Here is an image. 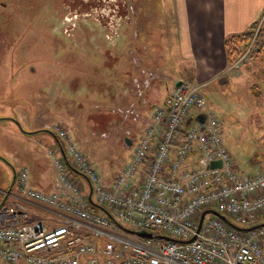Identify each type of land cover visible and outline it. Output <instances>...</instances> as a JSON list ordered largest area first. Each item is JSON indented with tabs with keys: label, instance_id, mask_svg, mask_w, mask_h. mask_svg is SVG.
Segmentation results:
<instances>
[{
	"label": "built area",
	"instance_id": "2783aa9c",
	"mask_svg": "<svg viewBox=\"0 0 264 264\" xmlns=\"http://www.w3.org/2000/svg\"><path fill=\"white\" fill-rule=\"evenodd\" d=\"M260 27L261 19L229 69L238 68L255 50ZM169 94L153 107L133 154L110 181L64 128L51 127L87 188L57 148L47 152L55 172L51 192L31 187L29 170L22 166L17 188L24 205L0 204V264H264V225H259L264 222V170L250 176L237 172L200 84L182 81ZM192 112L202 114L203 123L191 124L174 147L175 132ZM215 160L219 167H206ZM89 185L94 202L109 215L90 204ZM30 204L51 213L46 216L52 222L34 218ZM209 209L249 229L237 230L205 213L198 230ZM117 219L133 231L178 241L138 236L121 229Z\"/></svg>",
	"mask_w": 264,
	"mask_h": 264
},
{
	"label": "rangeland",
	"instance_id": "374dc122",
	"mask_svg": "<svg viewBox=\"0 0 264 264\" xmlns=\"http://www.w3.org/2000/svg\"><path fill=\"white\" fill-rule=\"evenodd\" d=\"M160 2L165 1L0 0V117L15 118L22 127L13 119L0 120V204L13 200L24 205L17 180L11 185L13 170L18 173L27 162L24 146L39 148L30 154L46 162L47 152L55 144V139L44 131L49 127L60 124L66 131L71 129L70 137L86 152L100 175L105 166L115 170L129 160L136 138L132 147H126V140L144 130L151 118L152 102H134L149 113L144 117L139 108L130 105L131 100H120L116 105V98L128 96L133 85L127 80L123 85L119 81L116 84L115 68L106 65L114 64L109 58H116L119 30L125 29L127 37L138 36V25L146 23L142 14L169 12ZM135 25L137 31L133 32ZM139 38L141 50L147 55L155 39ZM129 39L127 48L132 56ZM145 69L141 90L154 81L152 72L157 74L155 80L162 79L154 69ZM255 74H245L238 83L225 87L216 81L214 87L202 88L208 110L222 124L225 145L240 175H250L255 171L252 160L264 157V85L263 78ZM260 74L264 77V72ZM110 78L113 81H108ZM255 86V92H261L257 96L252 93ZM169 95L161 92L158 103L167 101ZM34 128L36 132L31 135L21 131ZM31 160L36 161L35 156ZM73 176L87 188L83 176ZM46 215L52 214L41 210L33 217L41 216L51 223L52 216ZM117 222L121 229L132 230L121 220Z\"/></svg>",
	"mask_w": 264,
	"mask_h": 264
},
{
	"label": "crops",
	"instance_id": "0c3cea01",
	"mask_svg": "<svg viewBox=\"0 0 264 264\" xmlns=\"http://www.w3.org/2000/svg\"><path fill=\"white\" fill-rule=\"evenodd\" d=\"M164 1L165 2H160L159 4L165 5V11L169 12L159 13V15L157 12L142 14V17H145L143 20L146 23L138 25L139 35L141 37L155 39L147 55L141 50L142 39L139 38V35L138 37L128 34L129 36L127 37L125 36V29H121L118 32V43L115 49L116 58L115 61H113L114 64L106 65V68H110L111 66L115 68L117 78L116 84L119 81L120 84L123 85L125 80H127L133 87H129L128 91L130 94L128 96H118L116 98V100H118L116 105H118L120 100H131L132 102L130 105L139 108L140 104H135V101H151V110L149 111L152 112L153 106L160 104L158 100L161 92H169L177 83L187 81L186 79L193 80L195 83L200 84L202 88L205 86L214 87L216 81L219 86L225 87L231 83H238L239 79L244 77L245 74L249 75L250 73L256 72L255 77L263 78L262 84L264 85V77L260 74L264 72V62L262 61V58L264 59V0ZM135 17L136 16L132 18V21L135 20ZM260 18L263 19V37L260 39L262 41L257 47L256 53L239 68L227 70L229 63L224 47L225 38L249 31L252 24ZM134 29L135 31L133 32H136V25ZM126 37L128 39L130 38L129 40L131 41L128 45H131L133 48V51L130 50L133 52L132 56L128 53V39L126 40ZM144 57H147V59ZM147 67L154 69L162 79L158 81L155 80L157 74L152 72L151 79H154V81L151 85L150 82H148V86L150 85L148 89L141 90L142 85L145 84L143 79L145 76L143 74L146 72L145 68ZM109 80L113 81L112 78L108 79V81ZM119 86L118 84L117 87L119 88ZM257 89L258 88L255 86L252 90L255 96L261 93L260 91L255 92ZM111 99H114V96H112ZM139 109L141 116L144 117L149 115L143 107ZM58 110H60L59 107ZM196 115L195 112H192L184 125L188 127L193 124L196 121ZM63 124L68 125L69 122H64ZM220 126L222 127L221 122ZM68 128L71 127L68 126ZM35 130L36 128H34L33 131L36 132ZM67 130L71 136V129ZM221 130L223 132V128H221ZM135 131L136 130H133V134H135ZM142 132L135 137H129L126 140V147H132L134 139L136 138L137 140ZM49 134L55 139V136L51 133ZM72 136H74V134H72ZM70 139H72V137H70ZM56 146L57 144L55 141L53 148ZM24 149V158L27 161L24 166L29 170L30 186L43 192H51L55 188V172L50 159L46 157L48 161L46 160L45 162V158L44 161H41L38 159L39 156L30 154V152L33 153L38 151L39 148L24 146ZM26 151L28 153H26ZM34 156L36 161L31 160ZM13 158H16V155H14ZM125 163H122V166ZM252 164L255 165V171L250 175L260 169H264V157H261V159H253ZM122 166L115 170H112L111 166H105L101 174L102 178L105 181H110ZM74 178L81 183L78 178ZM11 201L13 202V200ZM27 206L29 209L32 208L34 213L41 212L40 209L31 204ZM36 210L38 212H36ZM34 213L32 216L35 215Z\"/></svg>",
	"mask_w": 264,
	"mask_h": 264
},
{
	"label": "water",
	"instance_id": "95a60500",
	"mask_svg": "<svg viewBox=\"0 0 264 264\" xmlns=\"http://www.w3.org/2000/svg\"><path fill=\"white\" fill-rule=\"evenodd\" d=\"M179 83H180V82H179ZM179 83H177V85H178ZM2 119H10V120L13 119V121L16 122V123L18 124V126L22 129V127H21V125H20V122H19L18 120H16L15 118H9V117H7V116H4V117H0V120H2ZM197 120H198L199 122H203V116L200 115V116L198 117ZM21 131H22V133H24V134H28V135H31V134L34 133L33 130H30L29 132H27V131H25V130L23 129V130H21ZM35 131H36V130H35ZM44 131H47V132L51 133V134L54 136V133H53L51 130H49V129H44ZM55 141H56V144H57V146H58V148H59V150H60V152H61V154H62V156H63V158H64V161L66 162V164L68 165V167L70 168V170H72V171H73L74 173H76V174H80L77 170H75V169L70 165L69 160H68V158H67V156H66V154H65V152H64V149H63V146H62V143L60 142V140H59L58 138L55 137ZM220 165H221V162H220L219 160H215V161L210 162L206 167H207V168H215V167H219ZM15 178H16V172L13 170V177H12V180H11V185L14 184V182H15ZM11 187H12V186H11ZM11 187H9V191H10ZM5 198H6V197H5ZM5 198H4V200H5ZM88 200H89V202H90V204H91L92 206H94V207L98 208L99 210H101L102 212H105V213H106V211H105L102 207H100L99 205H97V204L94 202L93 197H92V188H91L90 185H89V192H88ZM205 213H211V214H213V215H215V216L221 218V219H222L223 221H225L228 225L232 226L233 228H235V229H237V230H247V229H249V228H241V227L235 225V224H234L233 222H231L229 219H227V217H226L225 215H223V214H219L217 211H214V210H212V209H209V210H206V211H204V212L202 213L201 218H200V220H199V224H198V230L200 229V226H201V223H202V220H203V217H204ZM106 214L109 215L108 213H106ZM259 225H264V222H263V223H260ZM257 226H258V225H257ZM257 226H254V227H257ZM250 229H251V228H250ZM127 231H129V232H131V233H134V234H136V235H138V236H141V237H148V238H150V237H158V238L165 239V240H169V241H178V240H176V239H174V238H172V237H170V236H167V235H156V234H154V233L151 232V231L143 230V229H139V230H136V231H133V230H127ZM192 239H193V238H192Z\"/></svg>",
	"mask_w": 264,
	"mask_h": 264
},
{
	"label": "trees",
	"instance_id": "16d2710c",
	"mask_svg": "<svg viewBox=\"0 0 264 264\" xmlns=\"http://www.w3.org/2000/svg\"><path fill=\"white\" fill-rule=\"evenodd\" d=\"M250 36H251V29L245 33H242L239 35H233V36L225 38L224 47H225L227 61L229 64L234 62L239 57V55L243 52L244 47L246 46L247 42L250 39ZM262 37H263V34H262V29H261L259 33L258 43L256 44V48H254L255 50L251 54V56L256 53L257 47L261 44L262 40L260 39H262ZM111 49L109 48V50ZM111 59L115 61V58L110 57L109 60ZM186 131H187V126L184 125L182 128L177 130V132H175L174 137L172 139V144L174 147H177L181 143V141L185 137Z\"/></svg>",
	"mask_w": 264,
	"mask_h": 264
},
{
	"label": "flooded vegetation",
	"instance_id": "af4514ba",
	"mask_svg": "<svg viewBox=\"0 0 264 264\" xmlns=\"http://www.w3.org/2000/svg\"><path fill=\"white\" fill-rule=\"evenodd\" d=\"M143 78V77H142ZM129 143V142H128Z\"/></svg>",
	"mask_w": 264,
	"mask_h": 264
}]
</instances>
